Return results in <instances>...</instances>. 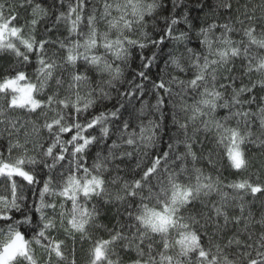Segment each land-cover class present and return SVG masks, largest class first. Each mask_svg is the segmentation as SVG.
Returning a JSON list of instances; mask_svg holds the SVG:
<instances>
[{
	"label": "snow or ice",
	"instance_id": "snow-or-ice-1",
	"mask_svg": "<svg viewBox=\"0 0 264 264\" xmlns=\"http://www.w3.org/2000/svg\"><path fill=\"white\" fill-rule=\"evenodd\" d=\"M51 7L59 10L50 17L49 9L38 0H22L19 5L0 0V51L11 52L23 64L31 63V56L35 55L38 64L35 83L19 69L0 80V95L6 98V105L0 107V124L8 137L7 156L0 151V185L3 186L0 264H41L33 244L43 250L44 264H65L69 241L71 264H75L77 236L81 242H90L88 264H264V213L256 219L244 202L247 195L253 200L264 196V184L248 179L224 184L218 176L205 174L196 166L200 157L193 149L195 140L188 136L190 124L193 135L200 131L195 127L199 121L202 130L213 133L216 144L224 147L228 166L237 171L248 166L244 149L247 143L258 141L264 146L261 137L252 139V128L257 123L264 134V95L256 94L257 89L264 93V55L257 58L252 52L253 46L264 50V3L251 8L244 5L234 21L229 16L228 22L214 21L200 27L195 33V47H189L193 26L189 24V32L174 36L173 26L179 21L171 19L166 34L184 48L183 52L169 53V63L178 74L170 76L168 81L154 82L153 87L169 97L175 87V95L181 100L189 93L194 97L191 105H177L186 113L183 123L173 114L174 123L185 135L177 145L183 143L185 150L177 152L170 143L168 151L154 154L143 168L137 163L139 178L134 175L131 179L120 175L124 171L122 165L141 145H155L159 123L149 119L147 125H140L137 133L128 131L129 123L123 122L117 139L106 145L107 155L97 153L89 168L85 152L97 137L88 130L102 125L101 138L110 139L109 128L103 126L107 115L100 112L91 119L85 118L83 123L81 117L96 104L97 98H109L106 88H114L122 79L121 65H127L131 49L143 50L148 44L142 41L152 45L163 43V37L159 41L151 40L144 31L146 17L154 18L157 9L163 10V0H53ZM217 7L230 12L232 4L221 2ZM17 8L30 9L31 19L22 25L15 24L19 17ZM257 8L262 13L259 17ZM49 19L50 24L45 23L46 33L57 31L63 24L67 35L37 40V26ZM234 24H239L240 29ZM137 30L140 37L133 38L130 34ZM237 31L242 32L246 41L232 39L231 34ZM49 48L53 49L51 55ZM57 50L66 53L59 61ZM237 58L243 61L239 77L233 74ZM141 59L145 58L141 56ZM152 59L155 56L143 67L149 68ZM66 71V95L61 96ZM253 73L260 79L251 80ZM138 76L148 79L144 71ZM243 77H248L250 82L244 83ZM143 87L136 85L134 91L121 95L132 97L139 91L142 96ZM82 89L86 90L84 95ZM45 92L46 98H38ZM164 104V97L158 96L153 107L159 111ZM218 109L225 111L219 118ZM16 110L43 116V122L37 125L34 120L22 123L4 118ZM118 113L116 109L110 115L118 118ZM232 120L235 126L229 123ZM42 133L47 134L46 139L41 138ZM66 134H71L69 139L65 138ZM13 151L18 153L15 158ZM204 159L210 167H216L211 149ZM41 167L48 171L44 174L46 178L38 179ZM105 173L110 175L106 178ZM109 185H119L114 197ZM225 188L236 195L230 196ZM26 190L31 197L26 195ZM213 193L219 195V201L212 202L211 215L203 216L201 223L199 214L192 215L190 210L197 202H203L202 197ZM94 199L102 206L114 201L123 206V212L117 209V213L124 216V223L109 229L107 239L93 240L89 232L92 226L104 227L96 223L101 208L95 204L91 208L87 206ZM231 201L237 202L234 207L239 209V215L229 214ZM233 225L235 230L230 227ZM257 225L258 232L254 230ZM26 232L31 233V239H26Z\"/></svg>",
	"mask_w": 264,
	"mask_h": 264
},
{
	"label": "trees",
	"instance_id": "trees-1",
	"mask_svg": "<svg viewBox=\"0 0 264 264\" xmlns=\"http://www.w3.org/2000/svg\"><path fill=\"white\" fill-rule=\"evenodd\" d=\"M22 0H8V3H14L19 5ZM45 7L49 9V16L53 15L54 11H58L59 9L53 10L52 4L53 0H38ZM221 2H230L232 4L231 11H226L222 7H217V5ZM264 3V0H163V10L157 9V12L154 13L153 17H146V27L144 31L147 32L148 37L151 40L159 41L161 37L164 38L162 44L152 45L149 41H142L148 44L143 50L136 47L131 49V55L128 59L127 65H121L124 69L123 77L120 81L116 82V86L114 88H106L109 92V98L107 99H98L96 100V104L89 108L86 113L81 117V122L83 123L84 119H91L94 115H98L100 112H104L107 115V120L104 122L103 126H107L109 128L110 139L103 140L100 128L102 125H97L94 129H89L88 131L95 137H97V141L94 142L85 152L86 166L91 168L93 163L96 161L97 153H100L102 156L107 155L106 145H110L112 140L117 139L119 135V131L123 128V122H128L130 127L128 131L135 130L137 133L140 130V125H147L149 119L155 120L159 123L160 127L158 129V139L153 146L141 147L133 152V156L131 159H127L125 164L122 165L124 171L120 173L126 179H131L134 175L136 178H139L140 169L137 168V163L140 164V167L143 168L149 162V159L154 157V154H162L165 151H168V145L171 143L174 145L175 150L177 152H183L184 145L180 143L177 145V141H183L185 139L184 131L179 129L178 125L173 121V114L175 113L176 119L179 122L183 123L186 119V113L180 111L177 105H181L182 103H186L191 105L194 102V97L191 93L185 95L183 100L180 97L175 95V89L171 97H169L163 90H158L153 87V83H159L161 79L164 81H168L170 76L177 75L178 73L175 71L174 67L169 63V53L176 54L178 51L183 52V45H177L174 39H169L166 34V29L168 27V23H170L171 19L175 18L179 22L174 25V33L173 35H179L180 32H189L188 25L191 24L193 27L191 29V35L193 37L192 43L189 44V47H195L197 41L195 39V33L199 31L200 27H206L208 24L212 22L224 23L228 22V17L231 16L233 21L235 17L239 16L240 12L243 11V6L248 5L249 8L252 6H259ZM205 4L206 7L201 9L198 5ZM19 12V17L15 21V24L22 25L26 20L31 19L29 16L30 9L28 8H17ZM185 14H187V22H185ZM262 13L259 8H257L256 16H261ZM167 18V22H166ZM51 20L42 21L36 28L35 36L37 40L40 39H55L57 36L63 38L67 35L66 28L63 24L59 27V29L51 34L46 33L44 31L45 23L50 24ZM236 29H240L239 24H234ZM103 28V26H101ZM27 34V29H26ZM133 38L140 37V30L130 34ZM232 39L235 41H240L246 38L243 37L242 32L237 31L231 34ZM75 38V37H74ZM53 49L49 48L48 52L51 55ZM100 52L103 50L100 49ZM252 52L254 55L259 58L261 55H264V50L257 49L253 46ZM66 53L63 51L57 50V59L58 61L65 55ZM141 56L145 59L142 60ZM155 56V59H152L151 66L149 68H144L143 64L148 62V59ZM109 59L111 56L109 55ZM115 63L119 64L120 61H116ZM242 59L237 58L234 60L235 68L233 69V74L236 76H240L242 69ZM78 64H82V62H78ZM231 66V65H229ZM38 67L36 56H31V63L23 64L20 60H18L11 52L0 51V80H2L5 76L12 75L14 69L23 70L26 72L29 80L32 83L36 82V69ZM71 69H69L70 71ZM140 71H144L148 77V79H142L138 76ZM59 74V72H58ZM191 73H189V76ZM65 77V88L61 89V96L66 95L67 88V79L68 72H64ZM182 79H187L188 77L181 76ZM100 77H95V80H99ZM260 76L258 74L253 73L251 76V80H258ZM244 83H249L248 77H243ZM143 84V95L141 96L139 91H136V94L132 97H125L121 95L126 91H134L136 85ZM239 85V80L237 81ZM95 87V83L93 84ZM84 89L81 91V95L85 94ZM48 93L45 92L43 96L38 98L44 99ZM256 94L259 97L260 95H264L261 93L259 89L256 90ZM158 96H163L165 100V104L161 110H157L154 105L157 103ZM246 98V97H245ZM6 105V98L0 95V107H4ZM123 105V107H121ZM143 108V112L141 109ZM119 109L118 118H114L110 115L112 111ZM253 110H255V106H253ZM225 114L223 109H218L216 113V117H222ZM52 114L49 113V116ZM5 119L8 120H19L20 122L34 120L37 122V125L43 122L44 117L38 115H29L23 110H16L13 112L7 113ZM233 126H235V120L229 122ZM31 129V125L28 126ZM195 127L200 129V131L196 132L193 135V125H189L188 128V136L192 137L195 140L193 144V149L197 153V156L200 159L196 162V166L203 169L205 174H211L214 178L219 177L220 180L224 183H231L234 181L248 179L253 183H261L264 184V146H260L259 142L257 143H247L244 146L246 158L248 160V166L246 169L237 171L231 169L228 166V161L225 155V149L223 146H219L215 142V136L213 133H205L202 130V125L199 121L196 122ZM4 125L0 124V151H4L5 156H7V145H8V137L6 134H3ZM253 137L255 140L256 137H261L264 139V134L261 133L259 124L257 123L253 128ZM71 134H66L65 138L69 139ZM47 134L42 133L41 138L46 139ZM31 148V145H29ZM209 149L212 150L213 158L217 161L216 167L212 168L207 164V161L204 157L207 155ZM130 151L133 149L129 148ZM18 155L16 151H13L12 157L15 158ZM67 165V161L63 162ZM59 167V165L57 166ZM189 167L191 168V161H189ZM47 169H43L42 167L38 169V179L45 177V172ZM110 174L105 173V177L107 178ZM183 179V177H181ZM109 190L114 197L117 191L119 190V185L111 186L109 185ZM224 191H228L230 196L236 195L231 189L225 188ZM3 192V186L0 185V193ZM26 195L31 197V193L27 192ZM259 196V194H258ZM50 199L56 200L57 198L51 197ZM202 203L197 202L194 209H191L190 212L192 215H198L197 218L201 219V223H203V216L211 215V205L212 202L219 201V195L216 193L211 194L209 197H202ZM246 207L250 206L251 210L256 217L259 219L260 215L264 213V196H259L258 199L253 200L250 195L245 196L244 200ZM59 204V200H57ZM236 201H231L229 206V214L230 215H239V209L234 207ZM95 204L97 207L101 208V214L97 224L104 225L103 228H98L92 226L89 228V232L92 235V239L95 240L98 237H103L105 239L108 238V230L113 228H119L121 224L124 223V216L118 215L117 209L120 212H123V206L120 202L114 201L112 204L103 205L97 199L92 200L87 205L91 208ZM207 205V207H205ZM70 207V203L67 205ZM247 214V213H246ZM222 222V221H221ZM242 226V225H241ZM232 230H235V226H230ZM255 231H259V225L254 229ZM6 231V229H5ZM26 231V230H25ZM211 233V229L208 230ZM60 237L63 238V233H59ZM2 239V236H0ZM26 239H31V233L26 232ZM35 244L32 247L36 250L38 258L41 259V264H44L45 257L43 256V250L36 246ZM91 245L88 240L83 242L80 241L77 236V242L75 245V264H88V254ZM117 251H120L117 248ZM67 256V261L65 264H71L73 259L72 255V245L71 241H69L68 248L65 251ZM123 255V252H121ZM127 257H125L126 259Z\"/></svg>",
	"mask_w": 264,
	"mask_h": 264
},
{
	"label": "rangeland",
	"instance_id": "rangeland-1",
	"mask_svg": "<svg viewBox=\"0 0 264 264\" xmlns=\"http://www.w3.org/2000/svg\"><path fill=\"white\" fill-rule=\"evenodd\" d=\"M24 83H25V82L22 81V82H21V85H23Z\"/></svg>",
	"mask_w": 264,
	"mask_h": 264
},
{
	"label": "bare ground",
	"instance_id": "bare-ground-1",
	"mask_svg": "<svg viewBox=\"0 0 264 264\" xmlns=\"http://www.w3.org/2000/svg\"><path fill=\"white\" fill-rule=\"evenodd\" d=\"M36 247V246H35Z\"/></svg>",
	"mask_w": 264,
	"mask_h": 264
}]
</instances>
